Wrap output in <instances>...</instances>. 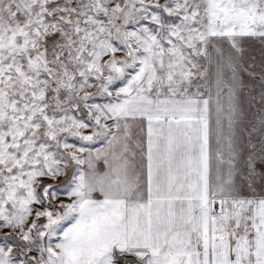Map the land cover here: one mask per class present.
<instances>
[{"label":"snow or ice","instance_id":"6c2138e0","mask_svg":"<svg viewBox=\"0 0 264 264\" xmlns=\"http://www.w3.org/2000/svg\"><path fill=\"white\" fill-rule=\"evenodd\" d=\"M0 264H264V0H0Z\"/></svg>","mask_w":264,"mask_h":264}]
</instances>
